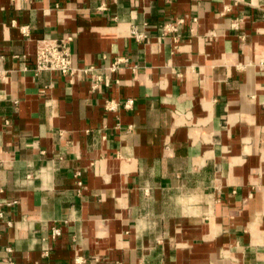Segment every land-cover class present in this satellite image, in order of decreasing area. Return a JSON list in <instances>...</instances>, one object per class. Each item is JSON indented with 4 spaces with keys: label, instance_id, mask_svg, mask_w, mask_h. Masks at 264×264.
I'll list each match as a JSON object with an SVG mask.
<instances>
[{
    "label": "crops",
    "instance_id": "crops-1",
    "mask_svg": "<svg viewBox=\"0 0 264 264\" xmlns=\"http://www.w3.org/2000/svg\"><path fill=\"white\" fill-rule=\"evenodd\" d=\"M0 211V264H264V0H0Z\"/></svg>",
    "mask_w": 264,
    "mask_h": 264
},
{
    "label": "built area",
    "instance_id": "built-area-1",
    "mask_svg": "<svg viewBox=\"0 0 264 264\" xmlns=\"http://www.w3.org/2000/svg\"><path fill=\"white\" fill-rule=\"evenodd\" d=\"M196 20V18H195ZM184 22V19L181 18L176 22L166 23L163 26V34L166 35L169 32H176L179 30L181 24ZM22 31L24 33L28 32V26H23ZM133 35L137 39H146L147 35L143 33H138L136 30L133 31ZM72 37L68 36L66 39H43L38 43L37 46V61H36V72H42L46 70L57 71L61 74L69 76L73 81L76 74L83 72L90 76V84L92 90H97L104 82L110 81V77H106L104 74L96 71L95 66H86L81 68H76L73 65L72 51L69 45ZM126 61L125 58H118L111 66L112 71H116L119 68L121 62ZM134 103L133 98H129L125 103L127 108H132ZM106 108L108 110H116L118 108V102L115 100H108L106 102ZM82 184V182H79ZM3 216V212L0 211V217ZM62 233L61 228L53 227L52 229V238H57ZM45 253H48V249L45 250ZM76 262H79L76 259ZM13 264V263H9Z\"/></svg>",
    "mask_w": 264,
    "mask_h": 264
}]
</instances>
